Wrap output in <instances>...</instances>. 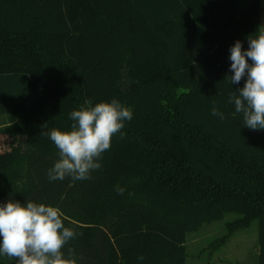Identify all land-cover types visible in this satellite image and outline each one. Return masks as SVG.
I'll return each mask as SVG.
<instances>
[{
	"label": "trees",
	"instance_id": "trees-1",
	"mask_svg": "<svg viewBox=\"0 0 264 264\" xmlns=\"http://www.w3.org/2000/svg\"><path fill=\"white\" fill-rule=\"evenodd\" d=\"M261 11V0H0V116L13 118L0 136L26 142L0 145V204L59 208L77 264H186L188 233L233 213L222 238L258 220L264 264V130L228 102L246 77L226 78ZM113 98L133 118L102 167L49 181L59 156L42 130Z\"/></svg>",
	"mask_w": 264,
	"mask_h": 264
},
{
	"label": "clouds",
	"instance_id": "clouds-1",
	"mask_svg": "<svg viewBox=\"0 0 264 264\" xmlns=\"http://www.w3.org/2000/svg\"><path fill=\"white\" fill-rule=\"evenodd\" d=\"M247 39L246 50L239 40L230 48L232 74L226 78L231 85L239 84L245 77L246 80L242 88L229 94L228 102L234 104L235 113L242 114L243 126L264 130V25ZM211 115L225 118L215 106ZM132 118V109L113 98L111 102L73 110V123L68 130H42L40 135L48 136L59 156L48 171L49 181H63L66 177L90 179L91 173L102 167L99 161L110 150L112 138ZM116 191L123 195L125 189L117 186ZM76 235L75 229L65 226L63 213L57 207L14 199L0 204V256L13 259L16 264H77L74 250L69 248L67 255L64 251Z\"/></svg>",
	"mask_w": 264,
	"mask_h": 264
},
{
	"label": "rangeland",
	"instance_id": "rangeland-1",
	"mask_svg": "<svg viewBox=\"0 0 264 264\" xmlns=\"http://www.w3.org/2000/svg\"><path fill=\"white\" fill-rule=\"evenodd\" d=\"M261 25H264V0H261ZM9 116V115H8ZM0 116V124L12 123L13 118ZM15 141V142H12ZM11 143H16L18 149H25L26 142L23 138H13L11 136H0V145L5 149L11 147ZM236 214L229 213L223 220L204 224L199 230L187 235V263L186 264H258L259 255V224L255 220L249 226L239 227L227 238L222 235L227 233L226 226L229 220L234 219ZM215 251L212 252L209 246L213 240Z\"/></svg>",
	"mask_w": 264,
	"mask_h": 264
},
{
	"label": "crops",
	"instance_id": "crops-1",
	"mask_svg": "<svg viewBox=\"0 0 264 264\" xmlns=\"http://www.w3.org/2000/svg\"><path fill=\"white\" fill-rule=\"evenodd\" d=\"M224 219V218H223ZM222 219V220H223ZM255 221V220H254ZM253 221V222H254ZM214 222H216V221H214ZM210 223H212V222H210ZM206 224V223H205ZM227 225V224H226ZM215 242H216V240L214 239L211 243H210V245L209 246H211V245H213V247H211L210 249H212V252H214L215 251V248H214V245H215Z\"/></svg>",
	"mask_w": 264,
	"mask_h": 264
}]
</instances>
